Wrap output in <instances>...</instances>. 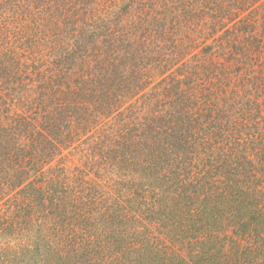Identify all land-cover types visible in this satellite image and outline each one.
Wrapping results in <instances>:
<instances>
[{"label":"trees","instance_id":"obj_1","mask_svg":"<svg viewBox=\"0 0 264 264\" xmlns=\"http://www.w3.org/2000/svg\"><path fill=\"white\" fill-rule=\"evenodd\" d=\"M0 264H264V0H0Z\"/></svg>","mask_w":264,"mask_h":264}]
</instances>
